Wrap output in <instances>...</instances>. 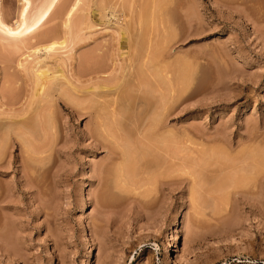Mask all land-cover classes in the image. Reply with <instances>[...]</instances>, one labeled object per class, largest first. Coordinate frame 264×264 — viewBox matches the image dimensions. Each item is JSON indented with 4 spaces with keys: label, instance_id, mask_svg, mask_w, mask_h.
<instances>
[{
    "label": "rangeland",
    "instance_id": "1",
    "mask_svg": "<svg viewBox=\"0 0 264 264\" xmlns=\"http://www.w3.org/2000/svg\"><path fill=\"white\" fill-rule=\"evenodd\" d=\"M45 1L30 0V14ZM148 1L59 0L24 44L0 35V144L6 117L23 110L25 128L18 129L32 147L41 145L35 91L55 78L59 86L67 80L76 91L61 87L87 108L93 86L135 75L130 55L145 40L155 67L129 91L130 103L115 91L119 129L135 140L153 116L154 97H175L185 86L162 114L160 150L157 141L149 144L150 135L141 143L159 161L143 158L134 182L115 181L106 148L96 144L107 146L121 135L118 124L107 119L98 134L86 111L66 101L57 99L51 108L52 153L27 156L19 141L7 138L0 146V264H264V0H179L182 11L173 0L160 16L155 0ZM22 2L0 0L1 20L11 28ZM75 2H82L77 9ZM144 7L151 12L141 31L136 23ZM47 35L66 37L68 45L47 53ZM163 73L173 90L152 84ZM34 75L41 84L36 90Z\"/></svg>",
    "mask_w": 264,
    "mask_h": 264
},
{
    "label": "bare ground",
    "instance_id": "2",
    "mask_svg": "<svg viewBox=\"0 0 264 264\" xmlns=\"http://www.w3.org/2000/svg\"><path fill=\"white\" fill-rule=\"evenodd\" d=\"M23 2V4H22V6H23V8H22V11H21V13H20V21H19V23H18V25H17V27L15 28H11V26H8V25H6L1 19H2V17L0 16V35H2L3 37H5L7 40H12L11 42H13V44L15 43V45L17 44L18 45V43H21V44H24V42H26V40H27V37H29L30 35H32L36 30H38V28H40V26H42L43 25V23L45 22V20L48 18V16H50V14H51V12H52V10L54 9V7H55V5L57 4V2L59 1V0H46L42 5H40L37 9H35V11H33V13H31L30 14V9H31V3H30V0H22ZM80 1V0H79ZM108 1V0H107ZM113 1V0H112ZM145 1V0H144ZM151 1L152 0H150V3H151ZM158 0H155V1H152V3L154 2V4L155 5H153L152 3V5L153 6H155V8H156V10H155V8H153L152 6V9H154L155 11H157L155 14H156V16L157 15H159V12H162L163 10H165L166 8H163V6L165 7H169V5H170V7H171V4H174L175 5V3L173 2V3H171V2H169V1H173V0H161L160 2L158 1ZM164 1H167L165 4H164ZM175 1V0H174ZM179 1V0H178ZM181 1V0H180ZM179 1V3L180 4H178V2L176 1V3L179 5V7L176 9V7H175V11L177 10V11H182L185 7H182V6H180L181 5V2ZM219 1V0H218ZM217 1V2H218ZM221 1H224V0H221ZM226 1V0H225ZM225 1L223 2V3H225ZM244 0H242L241 2H243ZM104 2V1H103ZM147 2H149L148 0H147ZM216 2V1H215ZM220 2V1H219ZM232 2L233 1H231V4H232ZM76 3V2H75ZM79 3V2H78ZM78 3H76V4H74V8L75 9H77L79 6H80V4L82 3H79V5H78V7H75V5H77ZM149 3V4H150ZM158 3V4H157ZM185 3V2H184ZM244 3V2H243ZM166 4H169V5H166ZM230 3H229V1H227V4L226 5H229ZM115 5H116V3H115ZM118 5V4H117ZM142 5L143 6H145L146 4L145 3H143L142 2ZM174 5H172V6H174ZM183 5V4H182ZM73 6V5H72ZM107 6V5H106ZM123 6V5H122ZM140 7H141V5H139ZM142 6V7H143ZM158 6H159V8H158ZM160 6H162V7H160ZM108 7H110V6H108ZM124 7V6H123ZM129 7V6H128ZM182 7V8H181ZM72 8V7H71ZM106 7H104V9H105ZM113 8H115L114 6L112 7V9ZM158 8V9H157ZM162 8V9H161ZM180 8L182 9V10H180ZM103 9V8H102ZM109 9V8H108ZM111 9V10H112ZM129 9V8H128ZM138 9V8H137ZM145 9V7L142 9L141 8V11L142 10H144ZM148 9V8H147ZM147 9H145L144 10V12L147 10ZM150 9V8H149ZM147 10L146 11V13L149 11V12H151V9L150 10ZM172 9V8H171ZM173 9H174V7H173ZM172 9V11H174ZM72 10H73V8H72ZM72 10H69L70 12H68V15L67 16H70V13H71V11ZM110 10V9H109ZM130 10V9H129ZM159 10H161V11H159ZM167 10V9H166ZM192 10V9H191ZM112 11H114V10H112ZM138 11H140V10H138ZM153 11V10H152ZM174 11V12H175ZM104 12V11H103ZM106 12V11H105ZM115 12V11H114ZM114 12H109V13H111L110 14V18H115L116 17V14L114 13ZM136 13H137V11H135ZM144 12H138L139 14H138V17L140 16V18L142 19L140 22L141 23H136V25H139L138 26V28L139 27H141L140 28V30L142 29V28H144L145 26L143 25V27H142V24H143V21H145L146 19H147V17L146 16H148V14L149 13H147L146 15H143L142 13H144ZM169 12L171 13V10H169ZM123 13V12H122ZM153 13V14H152ZM150 15H154V11L152 12ZM169 13V14H170ZM182 13V12H181ZM142 14V15H141ZM167 15H169L168 13H166ZM184 15V17H185V13H183ZM164 15V14H163ZM162 15V13H161V16H163ZM171 15H172V13H171ZM136 16V15H135ZM134 16V17H135ZM141 16H144V17H146L145 19L144 18H142ZM155 16V17H156ZM160 16V15H159ZM170 16V15H169ZM137 17V16H136ZM135 17V18H136ZM151 17H153V16H151ZM150 17V18H151ZM71 18H72V15H71ZM105 18V17H104ZM133 18V17H132ZM134 18V19H135ZM140 18H139V20H140ZM149 18V17H148ZM137 19V18H136ZM154 19V18H153ZM164 19V18H163ZM187 19V18H186ZM138 20V21H139ZM149 20V19H148ZM148 20H147V22H148ZM167 20V19H166ZM188 20V19H187ZM190 20V19H189ZM133 21V19L131 20V22ZM152 21V20H151ZM136 22V21H135ZM154 22V21H153ZM189 22V21H188ZM70 23H71V21H70ZM134 23V22H133ZM145 23H146V21H145ZM144 23V24H145ZM165 23V22H164ZM66 24V23H65ZM67 24H69L68 22H67ZM163 24V23H162ZM161 24V25H162ZM117 25V24H116ZM130 25V24H129ZM145 25H147V24H145ZM164 25V24H163ZM167 25V24H166ZM189 25V24H188ZM72 26H73V24H72ZM133 26H135V25H132V28H134ZM174 26V25H173ZM64 27H67L68 28V25L66 26V25H64ZM71 27V26H70ZM118 27H121V26H118ZM126 27V26H125ZM127 27H129V26H127ZM167 27V26H166ZM169 27V26H168ZM171 27V26H170ZM73 28V27H72ZM123 28V27H122ZM131 28V29H132ZM120 29V28H119ZM124 29V28H123ZM122 29V30H123ZM126 29V28H125ZM129 29H130V27H129ZM129 29H127V30H129ZM114 30V29H113ZM126 30V31H127ZM139 30V31H140ZM125 31V32H126ZM138 31V30H137ZM136 30H135V32H137ZM142 31V30H141ZM67 32V31H66ZM128 32H130V31H128ZM132 32H134V29L132 30ZM50 33V34H49ZM48 34H49V36H51V35H53V34H51V31L49 32ZM69 33V32H68ZM67 33V34H68ZM127 33V32H126ZM71 34V33H70ZM69 34V35H70ZM113 34L115 35V33L113 32ZM117 34V33H116ZM128 35H131V34H129V33H127ZM140 34V33H139ZM56 34H54L53 36L54 37H56L55 36ZM65 36V35H64ZM132 36H133V34H132ZM135 36H136V34H135ZM142 36V35H141ZM140 36V37H141ZM47 37H48V35H47ZM62 37V36H61ZM138 39L140 38V37H138V34H137V36H136ZM144 37V35L142 36V38ZM46 38V37H45ZM49 38V37H48ZM52 38V39H51ZM57 38V37H56ZM129 38H134L135 39V37H129ZM136 38V39H137ZM68 39V38H67ZM66 39V37H64V38H60V39H53V37H50L49 38V43L46 41L45 42V44L46 43H48V45L45 47V48H43V51L45 50L47 53H49V52H54V51H58L59 49L61 50H63L64 48H65V46H67L68 45V40ZM128 40V39H127ZM141 40V39H140ZM145 41H149V40H145ZM145 41H143V44H142V46H138L137 48H136V50H135V55H134V57L133 56H131L130 55V57H132V58H134L133 59V63L135 62V64H136V68H134V70H133V72H131V73H135V75H133L132 76V74H129V76H127L126 78H124L125 79V81H120V80H116L115 81V79L114 80H112V81H109V80H107L106 82H104L103 84H99V85H95V86H93L92 88V90L95 92H93L92 91V94L91 93H88L89 95H92L91 97H89V99H91L92 101H90V103H92L91 104V106L89 105V107H87V108H81L83 105H82V100H81V98L80 97H78L77 96V98L75 97V96H73V92L72 93H69L68 91L69 90H66L65 91V88L67 89L68 88V86H70L71 84L66 80V81H64V82H60V86L58 85V83L59 82H57V80H56V78L53 80V82L51 81V83L50 84H48L45 88H40L39 90H37V91H35V93H34V98H35V101H36V115H34L35 116V118H34V123H36L37 124V126H36V124H34L36 127H37V130H39V132L40 133H37V134H39L41 137H42V139H40L41 141V143H39V144H41V145H39V146H37V147H35V146H31L30 144H32L31 142H29V140L28 139H26V133H24L23 131H21V130H19L18 129V127H20V126H22V130H23V127L25 128V125H24V123H25V119H24V116H23V110H21V114L20 113H18V114H16V113H13V114H11V115H9V117H6L5 119L6 120H9V122L7 123V124H4V127H3V132L1 133L2 134V137L4 138V140L3 139H1V140H3V142L1 143L2 144V147H4L5 148V146L4 145H6L7 144V142H6V140H7V138H8V140H9V138H11L12 136L14 137V139H16L17 141H19V143H20V148H21V150H23L24 151V154H26L27 155V153H29V151L31 152V154L32 155H35V156H41V154H43L44 153V151L46 150V151H48V152H51L52 153V143H50V140L51 139H55V137L54 136H56L55 134H56V132L57 131H55V126H54V122H53V120H52V117H53V111H52V105L55 103V100H57V99H60L61 101H66L65 103L66 104H69L71 107H74V108H81V109H79L80 111L82 110V111H86L84 114H86L88 117H90V119L92 118V120H93V123H94V127H95V130H96V132L98 133V132H101V130H103V129H106V127H104V124H106L105 122L106 121H108V120H110L109 122H111V123H113V125H115V124H118V126H119V123H118V118H117V115H118V113H117V111H116V108L115 107H113V106H115L116 104L118 105V98L116 97V96H118L117 94H116V96H115V99H114V94H115V91L117 90V89H119V93H122V95H123V97H121L122 95L121 94H119V95H121V96H119L120 98H123L122 100H124V102L126 103H130L129 101H131V100H129L130 98L132 99V97H130L131 96V94H130V90H132V88L134 89V88H136V86H138L139 84H141L142 82H144L143 80H145L143 77V74L144 73H146L148 70H149V66H151V68L152 67H155V66H153V64L156 62H154L153 61V58H154V56H153V53H154V51H153V53H152V51H151V45L149 46V43H144ZM44 42V41H43ZM142 42V41H141ZM140 43V42H139ZM138 43V44H139ZM151 44V43H150ZM134 45H136V44H134ZM44 46V45H43ZM133 46V45H132ZM15 47V46H14ZM16 47H18V46H16ZM153 48V47H152ZM132 49V48H131ZM59 50V51H60ZM38 52V51H37ZM155 53H157V52H155ZM132 54V53H131ZM158 56V55H157ZM153 57V58H152ZM131 58V59H132ZM130 59V60H131ZM155 59H156V56H155ZM129 60V61H130ZM135 60V61H134ZM35 61H37V60H35ZM34 61V62H35ZM154 63H153V62ZM150 63H151V65H150ZM132 64V63H131ZM134 64V65H135ZM157 64V63H156ZM155 64V65H156ZM22 66V65H21ZM131 66V65H130ZM135 67V66H134ZM130 68V67H129ZM157 68V67H156ZM154 70H156L155 68H153ZM160 69V68H159ZM164 69V68H163ZM167 69V68H166ZM171 70V69H170ZM136 71V72H135ZM151 71V70H150ZM163 72V71H162ZM166 72V71H165ZM137 73V74H136ZM149 73V72H148ZM158 73V72H157ZM125 74V73H124ZM128 75V74H127ZM35 77H37L36 79H37V82H36V86H35V90H36V87L37 86H39V85H41L40 83H39V78H38V76H35L34 75V78ZM156 77V78H155ZM162 77V78H161ZM170 76H168L167 77V75H164V73H163V76H157V74H156V76H154V79H153V83L152 84H154V86L155 87H157V88H159L161 85H163V86H166V87H168L169 88V91L170 90H173V86H172V82H171V79L169 78ZM186 77H187V75H186ZM123 78V77H122ZM128 78V79H127ZM146 78V77H145ZM183 78V77H182ZM64 80H65V78H63ZM127 79V80H126ZM180 79V78H179ZM150 80V79H149ZM103 81V80H102ZM66 82V83H65ZM178 82V81H177ZM177 82H175V83H177ZM187 82V81H186ZM185 82V83H186ZM35 84V83H34ZM62 84H65V88H64V90L62 89V87H61V85ZM66 84H67V87H66ZM173 84H174V82H173ZM46 85V84H45ZM176 85V84H175ZM178 85H179V83H178ZM181 85V84H180ZM179 85V86H180ZM43 86V85H42ZM140 86V85H139ZM138 86V87H139ZM159 86V87H158ZM185 87L184 85H181V89H180V92L179 93H177V96H173L176 100L179 98V96H180V93L182 92V90H183V87ZM153 87V86H152ZM71 88H73V89H75V91H76V88H74L72 85H71V87H70V89ZM172 88V89H171ZM72 89V90H73ZM161 89V88H160ZM177 89V88H176ZM175 89V90H176ZM185 90V89H184ZM184 90H183V92H184ZM123 91V92H122ZM157 91V90H156ZM178 91H179V89H178ZM78 92V91H77ZM81 92V91H80ZM90 92H91V88H90ZM176 92V91H175ZM174 92V93H175ZM182 92V93H183ZM82 93V92H81ZM151 93V92H150ZM84 94H86V93H84ZM93 94H94V96H95V98H94V96H93ZM110 94H112V99H110L111 100V102H108V101H110V100H108V97L110 98L111 97V95ZM134 94V93H133ZM152 94V93H151ZM166 94V93H165ZM171 94V93H170ZM172 94H173V91H172ZM184 94V93H183ZM182 94V95H183ZM163 95V94H162ZM181 95V96H182ZM86 96H87V94H86ZM172 96H170V95H167V96H165V97H163V96H156L157 98H155L154 97V102H153V108H152V112H150V114L152 113V118L150 117V119H148L147 121H145L144 123H146V124H144V127H141L140 129H139V127H138V130H136V132H137V138L135 139V140H133L132 138L131 139H129V136L128 135H126V132L124 131V129H123V132L120 130V129H122V128H120V126L118 127V126H116V127H118V131H119V133L121 134V135H118V137H110V139H112L113 141L112 142H108V145L107 146H104L101 142H99V141H97L96 142V144L98 145V147H105L106 148V150H107V159L110 161V163H108V164H110L109 166V168L111 169V170H109L111 173H114V174H112V175H114V178H115V181H118V183L120 184V182H121V184L123 183L124 184V182H122L121 180H117V179H119V178H123L124 177V179H122L123 181H126V180H128V182L130 183V181H129V179L130 180H132L133 182H134V178H136V174H139V171L142 169H140L139 167H141V165H140V163H141V160H143V158H146V157H148V155H154V154H150V149H146V147L145 146H147V145H142V144H144L143 142H148L149 143V140H147L149 137V135L150 136H152V141L149 143V144H152V142H156L155 144H159V145H156L157 146V150H160V148H159V146L163 143V141L164 140H162V143H160V141H158V140H156V137H159L160 135H161V130L164 128L162 125H160V122H162V119H161V117L163 116L162 114L168 109V107L171 105V103H173V97ZM74 97V98H73ZM84 98H85V96H83ZM83 98V99H84ZM94 98V99H93ZM106 98H107V100H106ZM137 98V97H136ZM152 98V101H153V97H151ZM87 99V98H86ZM76 100H77V102H76ZM85 100V99H84ZM135 100V99H134ZM34 101V102H35ZM81 101V102H80ZM79 102V103H78ZM150 102H151V100H150ZM78 103V104H77ZM85 103H86V101H85ZM56 104V103H55ZM54 104V105H55ZM119 104H120V102H119ZM148 104V103H147ZM151 104V103H150ZM116 105V106H117ZM123 105V104H122ZM128 105V104H127ZM81 106V107H80ZM87 106H88V104H87ZM120 106V105H119ZM145 106H147V105H145ZM45 107H48L49 108V110H47V108L45 109ZM112 107V108H111ZM104 108H106V109H108V108H111V109H109V111H107L106 109H104ZM34 109V110H35ZM44 109L46 110V111H44ZM105 110V111H104ZM149 110V109H148ZM108 112V114L106 115L104 112ZM20 112V111H19ZM48 112V113H47ZM133 112V111H132ZM45 113H47V115L45 114ZM121 113V112H120ZM48 116L47 117V119H48V121H44V119H46V116ZM54 118V117H53ZM4 119V118H3ZM108 119V120H107ZM137 119V118H136ZM136 119H134V120H136ZM161 120V121H160ZM2 121V120H1ZM120 121H122V120H120ZM143 121V120H142ZM3 124V123H2ZM143 124V123H142ZM163 124H164V122H163ZM146 125V126H145ZM141 126V125H140ZM112 127V126H111ZM115 127V126H114ZM123 127V126H122ZM145 127H147V128H145ZM120 128V129H119ZM128 128V127H127ZM34 129V128H33ZM109 129V128H108ZM94 130V129H93ZM24 131H27V129L26 130H24ZM117 131V132H118ZM164 132V131H163ZM32 133V132H31ZM35 133V132H34ZM133 133V132H132ZM99 134V133H98ZM97 134V135H98ZM96 135V134H95ZM105 135V134H104ZM112 135V134H111ZM163 135V134H162ZM32 136V135H31ZM108 136V135H107ZM164 136H165V134H164ZM164 136L163 137H159V139L161 140V139H164ZM36 137V136H35ZM109 137V136H108ZM155 137V138H154ZM166 137V136H165ZM50 138V139H49ZM97 138V137H96ZM101 139V138H100ZM150 139V138H149ZM158 139V138H157ZM15 140V141H16ZM39 140V139H38ZM48 140V141H47ZM101 140H103V139H101ZM153 140H155V141H153ZM33 141V140H32ZM46 141L48 142V143H50V145L49 144H47L46 143ZM5 142H6V144H5ZM9 143V142H8ZM105 143V142H104ZM142 143V144H141ZM1 144H0V146H1ZM43 144V145H42ZM141 144V145H140ZM146 144V143H145ZM154 144V143H153ZM143 146H144V148H143ZM162 146V145H161ZM7 147V146H6ZM153 147V146H152ZM151 147V148H152ZM148 148H150L149 146H148ZM156 148V147H155ZM159 148V149H158ZM153 149V148H152ZM245 149V148H244ZM155 150V149H154ZM54 151V150H53ZM150 151V152H149ZM154 151H152V153H153ZM159 153V152H158ZM242 153V152H241ZM245 153V152H244ZM51 155V154H50ZM28 156V155H27ZM160 156V155H159ZM159 156H158V154H156V156L154 155V156H151L152 157V161H154V162H157V161H159L158 159H159ZM31 157V156H30ZM29 157V158H30ZM39 158V157H38ZM31 159V158H30ZM39 160V159H38ZM27 161H29V160H27ZM146 161V160H145ZM151 161V160H150ZM31 162V161H30ZM153 162V164H155ZM148 163H150V162H148ZM33 164V163H32ZM38 164H39V162H38ZM159 164V163H158ZM161 164V163H160ZM156 165V164H155ZM154 165V166H155ZM161 165H163V164H161ZM161 165H159V166H161ZM144 166V165H143ZM149 166V165H148ZM157 167H158V165H156ZM161 167H163V166H161ZM33 168V167H32ZM140 170H139V169ZM149 168H150V166H149ZM153 168V167H152ZM151 168V169H152ZM157 170L159 169V168H156ZM156 169L155 170H153L154 172L156 171ZM144 170V169H143ZM142 170V171H143ZM145 170H147V168L145 169ZM140 172V174L141 173H143V172ZM149 171V170H148ZM148 171H144V173H143V175L145 174V175H147L146 174V172H148ZM159 171V170H158ZM116 173V174H115ZM151 173V172H150ZM103 174V173H102ZM110 174V173H109ZM149 174V173H148ZM151 174H153V173H151ZM150 174V175H151ZM156 174V173H155ZM143 175H141V176H143ZM120 176V177H119ZM154 176V175H153ZM118 177V178H117ZM147 177H149V176H147ZM158 177V176H157ZM98 179H99V177H98ZM110 179V178H109ZM157 179V178H156ZM104 180V179H103ZM99 182H100V179L98 180ZM113 181V180H112ZM149 181V180H148ZM34 182V181H33ZM39 182V181H38ZM38 182L36 181L35 182V184L37 185L36 187H38L39 185H38ZM113 183V182H112ZM117 183V184H118ZM154 183V182H153ZM35 184H34V186H35ZM115 184V183H114ZM122 184V185H123ZM132 184V183H131ZM134 184V183H133ZM132 184V185H133ZM151 184V183H150ZM130 186V185H129ZM112 187V186H111ZM133 187H134V185H133ZM117 189V188H116ZM100 199V201L101 202H105L104 201V199L102 198V197H100V198H98V200ZM102 199V200H101ZM106 199V198H105ZM110 199V198H109ZM100 201H98V202H100ZM105 204V203H104ZM103 205V204H102Z\"/></svg>",
    "mask_w": 264,
    "mask_h": 264
}]
</instances>
